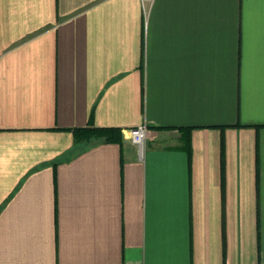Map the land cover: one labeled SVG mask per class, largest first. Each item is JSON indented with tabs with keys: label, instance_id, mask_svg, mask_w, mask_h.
<instances>
[{
	"label": "crops",
	"instance_id": "1",
	"mask_svg": "<svg viewBox=\"0 0 264 264\" xmlns=\"http://www.w3.org/2000/svg\"><path fill=\"white\" fill-rule=\"evenodd\" d=\"M0 264H264V0H0Z\"/></svg>",
	"mask_w": 264,
	"mask_h": 264
},
{
	"label": "trees",
	"instance_id": "2",
	"mask_svg": "<svg viewBox=\"0 0 264 264\" xmlns=\"http://www.w3.org/2000/svg\"><path fill=\"white\" fill-rule=\"evenodd\" d=\"M76 142H90L92 144H98L101 142H122L123 132L119 128L114 127H98L95 125H89L86 127H79L72 129ZM190 132V131H188ZM186 150L191 153L192 146L191 141L188 139L186 142Z\"/></svg>",
	"mask_w": 264,
	"mask_h": 264
},
{
	"label": "built area",
	"instance_id": "3",
	"mask_svg": "<svg viewBox=\"0 0 264 264\" xmlns=\"http://www.w3.org/2000/svg\"><path fill=\"white\" fill-rule=\"evenodd\" d=\"M149 134V127L146 124H141L131 128L126 132V136L134 143L143 146Z\"/></svg>",
	"mask_w": 264,
	"mask_h": 264
}]
</instances>
